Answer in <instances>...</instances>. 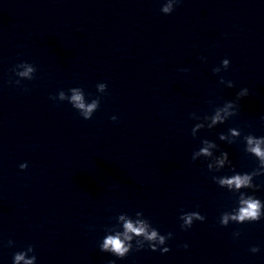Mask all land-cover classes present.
Wrapping results in <instances>:
<instances>
[{"label": "clouds", "instance_id": "9594fccd", "mask_svg": "<svg viewBox=\"0 0 264 264\" xmlns=\"http://www.w3.org/2000/svg\"><path fill=\"white\" fill-rule=\"evenodd\" d=\"M179 2L180 0H166L161 7V12L165 15L171 14L174 11L175 5ZM229 64L230 61L228 59H223L221 61V65L214 67L212 71L214 74H219L222 70L226 71ZM36 70L35 65L26 61L16 64L11 69L15 76L18 77L15 81L17 85L21 83V80L34 79ZM181 71H187V69H181ZM220 83H226L229 88L234 86L231 80L225 81L223 77L220 78ZM96 88L98 93L104 94L107 90V84L103 82L98 83ZM248 95L249 90L247 88H242L237 93L236 100L227 101L223 104V106L216 107L212 115L200 117L196 113H191L190 118L194 120L200 119L210 121V123L207 124V128L212 129L215 125H217V123L223 124L230 117L235 116L238 111V101ZM49 98L54 102L67 101L85 120H90L94 112H96L100 106V97L97 96L90 102L87 101L85 92L81 87L69 88L67 92L60 90L56 95H52ZM111 119L116 121L117 117L113 116ZM204 127V123H196L191 130L192 136L195 138L197 129ZM228 131L233 136L240 135L235 128H230ZM219 139L225 140L227 137L224 134H220ZM243 140L245 142L244 151L252 154V156L258 160V167L249 173H237L233 168L232 171L234 174L231 176L212 177L213 181L221 188L226 186L230 192L239 193L238 206L231 211L221 213L219 223L221 226L225 227L230 221L243 224L245 222L259 221L261 217L264 216V202L256 198L254 195H248L245 192L240 191L242 188L256 190L259 187V185L253 183V179L254 177L264 175V136L256 137L255 135L247 134L243 136ZM201 143L203 146L192 154L193 161H196L199 156L212 157L213 154L210 149L217 147L215 143L207 139L202 140ZM229 143H232V141H229ZM225 161H227L229 165L231 164V161L228 160V153L222 151L221 157L216 160L218 170L224 167ZM19 167L21 170H24L27 168V163H22ZM207 168L208 170H211L212 165L208 163ZM135 216L140 217L144 216V214L141 211H137ZM179 219L182 222L180 224L181 229L187 230L192 227L194 221L203 222L206 217L198 211H182ZM118 221L123 222L122 231L115 230V234H106L102 242L99 244L101 252L110 253L118 259H123L130 253V251H140L143 250L145 246H147V248L152 252L159 250L161 254L168 253L170 251V248L165 245L167 244V241L172 238L173 234L171 232L166 235L160 234L159 230L153 227L149 219L145 218L143 220H133L132 218H129L128 214L121 213L118 215ZM239 235V232L233 233L234 237ZM133 241H135V244H133ZM8 244L11 246L13 241L9 240ZM183 247L187 248L188 245L184 244ZM250 251L252 253H256L259 252L260 249L253 246ZM36 259L37 257L34 254V246L28 245L25 250L14 253L13 264H21V262H23V264H36ZM109 264H115V261H110Z\"/></svg>", "mask_w": 264, "mask_h": 264}]
</instances>
